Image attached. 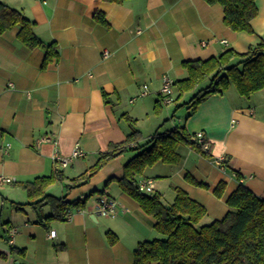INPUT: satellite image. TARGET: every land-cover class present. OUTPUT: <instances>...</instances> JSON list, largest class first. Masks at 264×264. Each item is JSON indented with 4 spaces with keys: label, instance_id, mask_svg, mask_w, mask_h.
<instances>
[{
    "label": "crops",
    "instance_id": "1",
    "mask_svg": "<svg viewBox=\"0 0 264 264\" xmlns=\"http://www.w3.org/2000/svg\"><path fill=\"white\" fill-rule=\"evenodd\" d=\"M2 1L33 22L37 37L55 42L58 57L43 65L45 50L26 46L17 26L0 33V177L12 180L0 181V264H132L137 244L160 236L154 218L118 183L124 164L138 151L110 159L84 184L70 189L65 184L87 171L109 144L126 138L127 117L139 130L132 146L145 143L161 126L153 115L165 103L163 75L173 82L183 79L184 61L207 60L227 49L241 54L264 41V0H255L251 31L239 32L224 23L220 4L205 0ZM144 86L147 93L140 95ZM175 97L173 87L170 103ZM182 107V123L174 126L189 135L203 131L208 150L180 145L177 164L158 161L137 178L152 179V193L164 204L173 202L176 187L188 192L206 208L204 223L228 212L226 199L239 185L264 198V89L245 96L231 84L193 112ZM76 143L85 155L66 167L53 161L55 148L68 156ZM55 170L65 179L46 193L85 198V204L63 221L41 222L50 207L28 204L26 191L13 183ZM219 183H224L221 196L214 193ZM101 195L115 200L113 214L95 212Z\"/></svg>",
    "mask_w": 264,
    "mask_h": 264
},
{
    "label": "trees",
    "instance_id": "2",
    "mask_svg": "<svg viewBox=\"0 0 264 264\" xmlns=\"http://www.w3.org/2000/svg\"><path fill=\"white\" fill-rule=\"evenodd\" d=\"M107 1L120 3L124 0ZM205 1L223 7V21L232 30L251 31V20L257 15L255 0ZM15 26L19 28L18 38L26 46L45 50L43 65L49 59L58 57L55 42L47 43L37 37L33 32V22L20 10L0 0V33ZM183 66L187 70V77L173 82L177 91L174 100L191 92L190 98L182 103L190 112L207 96L219 93L231 84L241 95L249 96L264 89V41L241 54L227 49L207 60L184 61ZM127 119L131 131L126 138L109 144L87 171L70 179L65 187L70 189L84 184L107 161L127 150L138 151L124 164L123 175L118 183L145 213L154 218V229L160 236L139 242L133 251L132 264H264V198L244 185H239L226 199L228 212L221 219L204 223L206 208L189 197L183 189L175 188L176 194L170 204H164L157 193L140 191L137 176L143 174L147 166L158 161L177 164L180 145H198L191 140L192 134L189 135L183 127L175 125L170 130H156L145 143L132 146L139 138V130L135 120L130 117ZM64 179L63 173L55 170L50 175L38 176L31 181L14 182L13 185L26 191L30 200L28 204L50 207V214L43 216L41 222L47 219L63 221L69 211L83 208L86 200H66L65 195L46 193L50 184ZM189 180L197 183L194 179ZM223 190L224 183H219L214 193L221 196ZM107 234L111 237L110 232Z\"/></svg>",
    "mask_w": 264,
    "mask_h": 264
},
{
    "label": "built area",
    "instance_id": "3",
    "mask_svg": "<svg viewBox=\"0 0 264 264\" xmlns=\"http://www.w3.org/2000/svg\"><path fill=\"white\" fill-rule=\"evenodd\" d=\"M221 42L226 43L227 41L221 40ZM102 55L104 57H107L109 55V52L107 50H103ZM161 82L162 83L160 84L161 85L160 93L162 94V98L165 103H170L172 102V93H173V85H174L173 80L168 75H163L161 77ZM146 93H147V87L144 86L140 95H144ZM132 100L134 99L132 98ZM42 140L43 138L39 139L37 142L39 143ZM191 140L193 142H196L198 145H200L204 151L208 150L209 144H208V141L203 131H198V132L193 133L191 135ZM83 155H85V152L83 151V149L80 148L79 144L76 143L73 146L72 151L68 156L61 155L58 149L55 148L52 153V159L60 167H66L73 159L77 157H81ZM224 161H225L224 156H220L217 158V164L222 165ZM0 181L11 182L12 180L10 178L0 177ZM239 181L242 182L243 180L240 179ZM137 185L140 191L150 193V194L154 191V188H155L154 182L152 179L139 178L137 180ZM94 208L96 209L95 212L98 214L111 215L115 212L116 202L115 200L107 197L106 195H101L98 198H96ZM16 231L17 230L14 227L8 231L7 240L9 242H12V237ZM49 235L54 236V231H50Z\"/></svg>",
    "mask_w": 264,
    "mask_h": 264
},
{
    "label": "rangeland",
    "instance_id": "4",
    "mask_svg": "<svg viewBox=\"0 0 264 264\" xmlns=\"http://www.w3.org/2000/svg\"><path fill=\"white\" fill-rule=\"evenodd\" d=\"M192 95L191 92H187L184 93L182 95V97H179L178 100H174V103H162V107L161 110L158 114L153 115L154 117H158L159 121H161L160 125L161 126H157V128L155 130H159V131H165V130H170L173 128L174 124H180L182 123V116L181 114L183 112L186 111V108L180 106V107H176L177 105H181L183 102L187 101L190 96ZM149 121L151 120V117H149L148 119ZM149 126L145 127V130H148ZM155 130L151 133L153 134L155 132ZM47 209V208H46Z\"/></svg>",
    "mask_w": 264,
    "mask_h": 264
}]
</instances>
